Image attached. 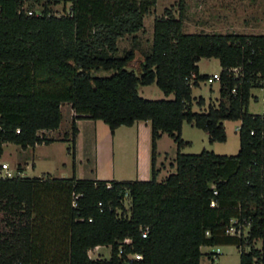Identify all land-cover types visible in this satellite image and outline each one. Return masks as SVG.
<instances>
[{
    "label": "trees",
    "instance_id": "16d2710c",
    "mask_svg": "<svg viewBox=\"0 0 264 264\" xmlns=\"http://www.w3.org/2000/svg\"><path fill=\"white\" fill-rule=\"evenodd\" d=\"M67 3L71 14L57 15L53 7ZM155 4L0 0V154L5 143L63 141L74 163L77 120H101L111 132L149 121L151 169L148 180L0 179V264H200L201 247L216 245H235L239 264L264 262V114L248 112L251 90L264 81V35L184 33L178 0V17L165 9L154 18L150 50L136 60V35ZM126 36L133 45L118 55ZM201 58L219 62V97L196 112L192 88L209 78L199 73ZM151 84L173 98L141 97L138 87ZM64 103L73 110L69 130L48 138L43 131L59 128ZM225 120L240 121L237 154L181 153L184 122L224 142ZM162 134L176 145L175 171L158 181ZM231 220L248 226L247 237L224 234ZM96 246H110L109 257L90 258Z\"/></svg>",
    "mask_w": 264,
    "mask_h": 264
},
{
    "label": "rangeland",
    "instance_id": "374dc122",
    "mask_svg": "<svg viewBox=\"0 0 264 264\" xmlns=\"http://www.w3.org/2000/svg\"><path fill=\"white\" fill-rule=\"evenodd\" d=\"M178 0H156L155 6L150 14L144 17V28L136 35V60L141 58L142 53L150 50L153 37V20L163 15L165 9H170L175 17H178ZM184 19L182 31L184 33H239L245 35H264V0H184ZM62 5L54 6L58 13ZM132 36H126L118 41V55L124 50L132 47ZM200 74L212 75L213 72H220L221 67L215 58H201L197 62ZM131 69V68H129ZM113 71L98 70L96 76H110ZM219 74V73H218ZM219 84L218 80L212 82H200L199 86L192 88V110L196 112L205 111L210 104H217ZM138 93L141 97L149 100L172 99L173 95L164 96L162 91L155 85L139 86ZM204 98L203 106L199 107L196 100ZM250 114H264L263 90L254 88L251 90V97L248 105ZM61 129L53 134V138H60L63 133L69 130L66 115L61 120ZM240 121H223L226 134L224 142H209L206 132L184 122L182 125L181 138L188 142V146L182 148L181 153L197 154L202 150L212 151L220 155H235L239 150L238 127ZM161 149L164 151L158 159L157 165L160 172L157 180H163L167 175L173 173L176 145L168 135H165ZM37 154V157L34 156ZM41 156V158H40ZM45 156V158H42ZM69 160L64 144L54 143L51 146H41L34 152L31 149L25 150L13 143H5L0 154V163H7L10 169L16 171L17 161H27L29 166L25 172L27 177H41L44 173L54 171L60 173L61 164ZM32 161L34 169L31 168ZM162 164L164 166L162 167ZM58 169V170H57ZM57 171V172H55ZM55 177L57 174H54ZM150 179V177L148 178ZM128 206V201H125ZM258 244V243H257ZM219 248L221 253L212 258L208 255ZM104 255L99 257L108 258L110 246H103L100 249ZM203 253L200 264H239V249L235 245H216L201 247ZM96 256V253H92Z\"/></svg>",
    "mask_w": 264,
    "mask_h": 264
},
{
    "label": "crops",
    "instance_id": "0c3cea01",
    "mask_svg": "<svg viewBox=\"0 0 264 264\" xmlns=\"http://www.w3.org/2000/svg\"><path fill=\"white\" fill-rule=\"evenodd\" d=\"M217 73L219 72H213L212 74ZM60 109L62 117L65 114L67 124H70L73 116L70 104H62ZM76 126L78 133L74 143V163L71 155L66 151L69 160H64L61 164L60 173L49 171L44 173V175L48 174L54 178H70L74 175L77 179L105 181L148 180L151 177L149 121H136L131 126H120L113 132L101 120L80 119L76 121ZM59 129H61V125L58 129L43 131V133L48 138H53V134L57 133ZM165 135L167 134H162L157 141L156 165L158 159L163 156L162 153L164 151H162L161 145ZM58 142L62 145L64 144L66 150L67 143L63 141L36 144L33 147H27L25 150L31 149L34 152L41 146H51ZM34 156L37 157V154L34 153ZM42 158H45V156H42ZM20 163L21 165L19 166V161H17L15 169L20 176L27 177L25 172L29 163L27 161H20ZM30 164L31 168L34 169L35 163L32 161ZM163 166L164 164H162ZM54 174H57L56 177ZM102 247L99 246L98 249H93L88 253V256L94 259L99 257V255H104L100 251ZM92 253H96V256H92Z\"/></svg>",
    "mask_w": 264,
    "mask_h": 264
},
{
    "label": "built area",
    "instance_id": "2783aa9c",
    "mask_svg": "<svg viewBox=\"0 0 264 264\" xmlns=\"http://www.w3.org/2000/svg\"><path fill=\"white\" fill-rule=\"evenodd\" d=\"M43 1V0H40ZM57 5H62V4H57ZM56 6V5H55ZM25 6H23L22 8H24ZM55 13L57 15H62V14H71V9H70V4L67 3L65 6L62 5L61 10L59 11L60 13H58L56 10H54ZM28 15H32V14H40V11H33V10H28L27 11ZM263 79H264V73H263ZM219 79V74H212L211 76H209L208 78V82H212L213 80H218ZM262 86L260 89L263 90V100H264V81H262ZM16 133H19V129L16 130ZM17 175H20L17 171L10 169L9 165L7 163H0V179L4 180V179H9V178H13ZM101 204H99L100 206ZM89 221H91V219H89ZM237 223V220H231L229 226L225 229L224 234L226 236H233L236 238H245L248 235V226H237L235 225ZM147 229L142 231V238H145L147 235ZM125 244H129L131 243L130 239H125L123 241ZM258 243V244H257ZM99 246H96L94 249H98ZM261 247V243L260 241L255 243V248H260ZM250 250L249 246H246L244 248V252H248ZM214 257L218 254L221 253L219 248H216L214 251ZM134 258H139V255H134ZM252 264H264V262L262 261L261 257H254L253 258V263Z\"/></svg>",
    "mask_w": 264,
    "mask_h": 264
}]
</instances>
